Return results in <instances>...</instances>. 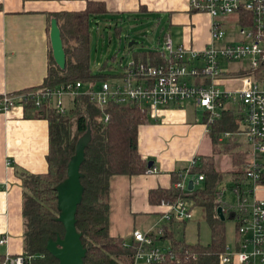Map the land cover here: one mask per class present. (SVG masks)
<instances>
[{
	"label": "built area",
	"instance_id": "2783aa9c",
	"mask_svg": "<svg viewBox=\"0 0 264 264\" xmlns=\"http://www.w3.org/2000/svg\"><path fill=\"white\" fill-rule=\"evenodd\" d=\"M192 11L205 12L211 17V37L202 50L175 44L168 33L162 34L149 47L156 60L120 57L117 68L99 71L103 78L95 81L76 80L56 86L22 90L0 96V112L19 104L40 109L43 105L67 115L78 96H86L103 115L97 121L105 124L109 104L131 105L153 118L160 111L192 100L207 113V123L221 117L228 109L239 116L240 129L226 131L222 138L234 139L245 150V161L238 170L229 173L214 191V202L220 205L236 225L235 243L219 254V264H264V197L256 193L264 184V77L255 70L264 63V0H189ZM123 59V60H122ZM107 60V59H106ZM242 62L245 68L230 71L228 64ZM225 82L229 84L226 85ZM71 98V107L63 97ZM199 158H193L185 168L176 172L173 186L182 191L199 187L204 174L197 171ZM155 166L147 171H156ZM230 190L232 197L225 192ZM166 210L160 220L165 223L184 222L193 216V200L180 195L162 200ZM158 223V222H157ZM164 232L161 224L149 230L134 228L136 243L133 262L161 263L170 256V247L157 243ZM5 237H0V243ZM125 245L129 244L124 242ZM32 255L25 252L5 254L1 264H31Z\"/></svg>",
	"mask_w": 264,
	"mask_h": 264
},
{
	"label": "crops",
	"instance_id": "0c3cea01",
	"mask_svg": "<svg viewBox=\"0 0 264 264\" xmlns=\"http://www.w3.org/2000/svg\"><path fill=\"white\" fill-rule=\"evenodd\" d=\"M88 1L104 4L106 12L95 18L107 16L124 25L132 24L138 31L140 27H144L143 23H153L162 29L161 35L178 32L177 40L170 35L177 45L202 50L210 41L211 17L205 12L190 10L189 0H0V95L17 93L43 83L52 55L49 37L50 20L54 18L52 15L83 10ZM136 45L142 47L141 42L130 46L132 50L128 44L124 47L128 57L133 56L130 53ZM148 49L149 47H142L136 51L146 52ZM121 57L124 59L125 55ZM110 58L117 61L115 56ZM231 64L227 65L230 71H243L246 66L242 62H238L236 67L230 66ZM107 65L110 67L101 66L98 71L92 72L117 68L112 63ZM62 100L64 105L71 107L69 96H64ZM36 111L38 110L33 107L16 104L9 110L0 112V237H5L4 242L0 243V253L4 255L24 251L23 187L20 172L37 173L47 170L49 123L47 119L38 116ZM226 111L232 114L239 130V116L230 109ZM204 114L202 108L192 100H187L179 106L160 111L159 119L148 116L147 123L139 126L138 152L152 161L157 170L111 177L110 234L119 235L124 242L129 243L132 241L131 232L134 228L146 231L161 224L164 231L171 230L174 233V228L182 223H165L160 220L166 206L161 203L162 200L151 203L148 192L151 188L172 186L175 181L172 182V176L185 168L191 159L212 157L210 126L203 120ZM221 135L222 133L217 137V143L224 144L232 140L242 147L237 142L239 136L227 139ZM229 173L224 171L221 179L214 185V191L223 180L229 178ZM263 186L264 184H260L257 187L259 197H264ZM225 194L227 198L232 197L230 190ZM217 206L219 205L216 204V208ZM226 216L230 217L224 213V217ZM160 236L157 243L168 246L169 240ZM235 239L236 227L233 244ZM227 245L229 244L226 243ZM133 264L148 263L138 261ZM231 264L240 263L234 260Z\"/></svg>",
	"mask_w": 264,
	"mask_h": 264
},
{
	"label": "trees",
	"instance_id": "16d2710c",
	"mask_svg": "<svg viewBox=\"0 0 264 264\" xmlns=\"http://www.w3.org/2000/svg\"><path fill=\"white\" fill-rule=\"evenodd\" d=\"M105 12L102 2L88 1L83 10L52 15L60 27L66 65L60 69L50 55L43 83L32 88L103 78V74L92 72L89 66V23L96 15ZM113 30L117 36L120 35L123 30L121 21L114 22ZM129 49L132 50V47ZM132 54L141 60H156L153 52L132 51ZM107 61L102 67H110ZM255 76L264 77V63L255 70ZM36 112L49 123L48 165L44 172H20L23 187V252L32 255L31 264L57 263V259L45 247L49 237L55 238L57 234L62 236L64 233L62 223L56 219L59 212L56 185L67 175V164L75 154L77 141L89 130L90 139L84 148V160L80 165L83 192L76 211V227L86 247L83 262L133 264L136 243L131 241L125 245L121 236L109 232L110 179L118 174L132 175L147 171L149 160L138 152V128L147 123V113L131 105L109 104L104 109L108 121L103 124L97 121L103 115L102 110L86 96L75 98L74 106L67 115L47 105ZM203 120L207 121V113ZM208 124L213 152L231 154L235 166L229 172H241L240 164L245 161L246 153L232 140L224 144L217 143L221 133L238 129L232 114L223 111L220 118ZM196 170L204 174L200 187L182 191L172 185L151 188L148 192L151 203L180 195L192 199L194 206L203 207L205 220L210 227V239L205 243L188 242L182 237H176L171 230H165L160 238L169 240L170 256L164 263L219 264V254L225 249V217L222 220L217 215L213 190L224 172L216 166L212 157L205 156L199 157ZM176 179V175H173L172 182ZM3 256L0 253V264Z\"/></svg>",
	"mask_w": 264,
	"mask_h": 264
},
{
	"label": "rangeland",
	"instance_id": "374dc122",
	"mask_svg": "<svg viewBox=\"0 0 264 264\" xmlns=\"http://www.w3.org/2000/svg\"><path fill=\"white\" fill-rule=\"evenodd\" d=\"M114 22H116V19H111L107 16H97L95 19L93 18L90 20L89 66L92 71H98L106 61V57H109L107 58L109 64L112 63L116 66L115 60H112L110 56H115V59H119L121 55H125L124 61L127 63L129 57L127 53H125L124 47L130 40H136L139 43L141 42L143 48H148L153 44L155 45L157 39L161 37L162 29L156 27L153 23H143L144 27L139 28L140 33H138V28L132 27V24L124 25V23H122L123 30L120 35L117 36L113 30ZM170 35L174 40H177L176 38L179 37V33L176 31L170 32ZM142 47L136 45L133 47V51L140 50ZM130 55H132V53H130ZM237 65L238 62L233 63L230 66L236 67ZM212 158L216 166L223 172L229 171L235 166L232 160V155L226 154L223 151L219 153L212 152ZM235 227V221L226 216L224 220L225 241L231 246L234 241ZM173 231L176 237H182L186 241L207 242L210 239V227L205 220L203 207L195 206L192 218L186 222L180 223Z\"/></svg>",
	"mask_w": 264,
	"mask_h": 264
},
{
	"label": "water",
	"instance_id": "95a60500",
	"mask_svg": "<svg viewBox=\"0 0 264 264\" xmlns=\"http://www.w3.org/2000/svg\"><path fill=\"white\" fill-rule=\"evenodd\" d=\"M50 45L52 57L55 64L64 69L66 65V55L61 38V31L56 18L50 20ZM136 40H130L128 46L137 44ZM88 130L79 138L76 144L75 154L67 164L66 177L56 185L57 190V208L59 210L56 219L64 227L63 235L57 234L55 238L49 237L46 241V249L56 259V264H84L83 258L86 253V247L81 241V232L76 227V211L81 200L83 185L80 180V165L84 160V148L90 139ZM152 161L148 162V167L152 166ZM193 181H188V188L192 189ZM217 214L224 219L222 207L216 208Z\"/></svg>",
	"mask_w": 264,
	"mask_h": 264
}]
</instances>
